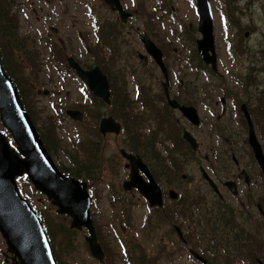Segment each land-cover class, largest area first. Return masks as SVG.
I'll return each instance as SVG.
<instances>
[{"label":"flooded vegetation","instance_id":"obj_1","mask_svg":"<svg viewBox=\"0 0 264 264\" xmlns=\"http://www.w3.org/2000/svg\"><path fill=\"white\" fill-rule=\"evenodd\" d=\"M73 1L80 5L76 13L82 11V14L90 19L91 33L80 31L81 36L79 37V40L87 46L89 53L92 54V50L89 47L92 43L88 44L87 41L91 36L90 40H95L96 45L101 43L116 47L117 50L114 55L118 57L123 45L119 43V37H117L116 33L119 30L123 31L124 28L121 25L122 23L124 25L126 24V27H128L127 21L128 19H132L134 15L125 3L128 0H120L122 7L132 14L126 21L121 19V13L117 9L112 8L106 0ZM168 1L169 0H160L159 9L163 10ZM189 1L192 8L198 14L199 35H197V27L189 25L191 30L187 32V34L189 33L191 38L195 41V46L192 45L191 47L192 52H194L191 56V61L186 62L192 70L203 73L206 77V80L203 82V89H199L198 84L192 83V79H184V77H179L175 74V69L169 62L164 61L168 73L166 76L160 65L156 61H153L154 65L157 66L160 71L158 79L159 89L155 88L157 79L156 74L143 73L140 75L137 90H135V94L132 98L141 105L142 109H146L147 112L158 111L165 119L169 117L175 122L176 119L178 121L180 119L178 116L175 117L174 115L180 114L182 118L186 120L187 124L183 127L182 137H180V130L178 128H173L170 132L175 138H152L149 141L154 143L165 139L168 144L174 145V139H176L179 143L185 144L186 150L191 157L200 153L204 146L205 153L203 154V158L200 157L198 161L203 182L200 181L202 186L195 187V189H199L200 192L190 194L189 192L191 190H189L186 185V183H190V177L184 175L183 178H180L177 174L169 172L168 167L165 165L166 163H162V157L138 153L132 148L127 149L128 152L126 153V157L121 154L126 162L123 164V172L125 173L123 181L121 183L120 181L118 182L120 189L119 193L122 192V190L132 193V196L137 199L136 203L131 201L127 205V208L131 207L130 210L139 207L141 202L148 206V211L141 217L142 224L144 225L157 222L160 226L164 224L166 226L170 220L172 221L170 224L173 225L175 229L177 224L174 222V219L181 217V221L178 223L180 225L178 226L182 229L185 240L177 233L179 237L178 241L169 238L168 244H166L164 239L166 238L165 234L164 238H161L163 241L159 246L161 249L153 250V254L159 253L166 247H173L179 251L178 255L183 256L185 252H188L189 256L191 255L197 263L204 264L198 257L191 254V250L195 249L201 257L207 259V264H219L210 259L211 253L205 250L206 248H199L200 244L195 241L196 238L186 237L183 224L185 225L187 221L189 224L191 223L190 218L185 217L181 212V208L185 205L188 208L189 204L187 201L190 199L192 201L191 209L194 215H197L196 210H200L201 207L204 206L203 199L207 200L208 192L216 195L220 202H217L219 206H213V208H221L223 211H226V213L232 212L238 215V208H245L248 212L249 206L253 205V202L250 201H232L231 206H222L227 203V201H230L228 193H231L233 197L237 199L241 197L245 200L252 198L254 191H252L251 188H255L257 183L255 177L257 175L256 172H258L259 175H264V171L255 157L249 139L250 123L254 126L256 133V115L258 113L264 115V41L257 44L254 38L256 34L263 32L260 27V19L264 21V17L253 15L255 12V0H221V4L210 0L213 15L216 60L212 63L211 61L203 59L198 50V40L202 38V34L199 30L198 4L196 0ZM97 2L100 3V9H98ZM69 11L70 10L65 6V0H0V61H2L6 72L17 83L19 91H21L19 84H22V79L14 76L12 70L13 65L10 61H37L42 58H47L53 61L51 69H56L57 74L66 75L71 72L77 74L76 68L72 65V62H74L85 71H91L95 67H100L102 72L106 75L110 86V102H106L98 96L89 94L87 105L79 104L66 110V113L68 110H80L82 112L83 119L80 120L78 124H75L77 127H82L80 129L82 138H76L78 140L80 139V143L74 144V149L79 152L83 151V153L86 154H84L83 157L74 158L73 167H68L66 163H59V167L64 173L65 171L72 173L67 175L87 183L88 190L92 194V203V199L95 198L94 191L97 186L96 173L101 163L100 152L103 143L100 145V141L103 140L104 142L108 139L107 136H109L104 135L100 130L102 119L104 117H112L115 122L120 123L122 128L125 129L127 125L132 127L136 121L130 118L128 110H126V106H124L120 98L123 93L120 89L123 87V83L121 84L117 77L113 79L107 69L97 64V60L105 61V59L97 57V54L91 55L86 53L91 57V60L94 61L93 64H89L88 61L77 58V54L75 53L76 44L73 45L74 41L72 37L62 36L63 27H65L66 23L69 21L68 19L72 18V14L69 13ZM219 11L224 13L223 23L228 26L229 35L227 38H224L223 35L219 36L217 32V23L220 21ZM103 12L108 14L104 24L102 23L101 17V13ZM113 18H115V21H113ZM33 20L38 23L37 26L33 25L35 23ZM23 22L25 23L24 25ZM74 24L75 22L73 25ZM31 28L33 30L32 33L44 32L41 41L28 30ZM140 30L141 29L137 27L136 32H140ZM144 32L146 31H143L142 34ZM91 34L94 37H92ZM219 37L224 41L225 53L227 54V58L223 62H220L222 53L218 45ZM72 45L74 53L71 51ZM139 54L140 53H138V57ZM211 54H213L212 50L209 51L207 57L210 58ZM164 55L165 53L163 51V56ZM57 56L60 57V60L55 58ZM194 56L199 62L200 69L193 65ZM148 58L151 57L139 58L142 60V69L144 70L148 67ZM111 61H115L114 57ZM195 77L196 81H198L199 75H195ZM150 78L153 79V82L152 84H147L146 81ZM23 92L24 91L20 93ZM44 93L53 95L56 92L45 90ZM170 100H176L179 105L193 107L198 115L199 123H195L192 119L184 116L179 107L171 105ZM97 104L100 106L99 109H93ZM201 107L206 110L207 117H202L200 115ZM26 108L28 109L27 105ZM31 114H33L32 109ZM150 119L152 118L149 115L143 116L140 123L137 124L140 125L142 122L149 121ZM154 121L161 122V119L158 117L157 120L155 118ZM130 122L132 124H130ZM204 124L208 127L203 128ZM175 129L179 130L177 134L174 133ZM185 132L192 135L196 148H193L192 143L184 137ZM201 133L202 140H200L198 136ZM85 134H88V136ZM256 136L260 141L257 133ZM136 144L139 146L140 141H137ZM260 144L262 145L261 141ZM262 148L264 151L263 145ZM128 154H133L135 158H140L142 160L143 167L138 165V175L141 180L146 182L150 181L148 172L152 175L160 188L162 205H151L149 199H147L138 187L125 189L124 183L130 180L132 173V163L128 158ZM228 158L231 160L229 161ZM182 161L185 167L192 165L191 163L188 164L190 159H182ZM168 164L171 167L174 166L171 161H168ZM146 168L148 171H146ZM101 171V174H103V170ZM76 173H81V175H76ZM223 174L226 175L223 176ZM110 190L112 193V199L110 200L112 205L115 200L124 199L123 195H115L112 185ZM195 201L198 203L197 208H194ZM256 204L261 216L256 217L254 214L251 220L243 212L242 219L244 220V224L238 222L235 227H231L225 230V232L234 234L237 231V234L239 233L244 240L249 234L254 233V230L256 232L258 231L260 235L264 237V225H260L264 224L262 223L264 222V200L262 199ZM114 209L116 208L114 207ZM250 212H252V210L249 211V215ZM56 213L60 216L63 215V217L66 216L72 221L69 215L60 214L58 211H56ZM116 214L120 216L118 210L113 216ZM115 218L117 217H113L111 221ZM119 219L123 229L127 228L125 224L131 225L127 216H125V218L120 216ZM47 220L50 225L55 226L49 214ZM92 220L95 228L96 241L101 247L105 258V251L96 228L97 222L93 219V216ZM257 221L259 222L258 224ZM228 223L234 225L235 220ZM69 229L70 234H63L64 237L68 239L58 238L59 234L55 236L52 234V237L50 236L54 252L57 251L58 255H61V251L64 252L66 250L65 247L62 248V244L75 239L79 230H86L87 235L85 239L92 257L101 264H107L106 259L102 261L94 256L90 242L93 235L89 228L83 226L81 228L69 227ZM193 234H197L195 225H191L188 228V236L190 237ZM244 242L245 241H243V243ZM157 247L158 246H156V248Z\"/></svg>","mask_w":264,"mask_h":264},{"label":"rangeland","instance_id":"obj_2","mask_svg":"<svg viewBox=\"0 0 264 264\" xmlns=\"http://www.w3.org/2000/svg\"><path fill=\"white\" fill-rule=\"evenodd\" d=\"M213 1L221 4V0ZM125 3L134 15L132 19H128V27H126V24L124 25L122 23L121 25L124 28L123 31L119 30L116 33L117 37H119V43L123 45L121 47L120 55L115 57L114 53L117 49L114 46H108L101 43L96 45L95 40H90L91 36L88 38L87 42L88 44L92 43V45H89L92 54H98V57L102 56L105 59L103 64L112 78L115 79L117 77L120 83H123V87L120 88L123 91L120 98L122 99L124 106H126L130 118L135 120L136 124L140 123L141 118L146 115H149L152 119L144 121L140 125H135L130 130L128 129V131L124 128L125 130L121 134H116L115 132H107L104 134L109 136H107L108 139L103 142L100 152L101 163L96 173L97 186L94 191L95 198L92 199L91 203L92 216L97 222L96 228L105 251L107 264H200L197 263L191 255L189 256L188 252H185L183 256L178 255L179 251L173 247H166L159 253L153 254V250L161 249L159 247L160 244L163 243L161 238H164L165 234L166 238L164 239L166 244H168L169 238L178 241L179 237L176 229L170 224L172 222L170 220L166 226L165 224L160 226L157 222L145 225L142 224L141 217L148 211V206L141 202L140 206L133 210H130L131 207L127 208V205L131 201L136 203L137 199L132 196V193L123 190L119 193L120 189L118 183L119 181L120 183L123 181L125 175L123 172V164L126 160L121 155V149L127 151V149L134 148L138 153L158 155L162 157V163H166L165 165L168 167L169 172L177 174L180 178H183L184 175L190 177V183H186L188 189L191 190L189 192L190 194L200 192V190L195 189V187L202 186L201 182H203L201 172L199 171L198 161L200 157L203 158V154L205 153L204 146L200 153L191 157L186 150L185 144L179 143L176 139H174V145L168 144L165 139L154 143L149 141L152 138H175L170 132L173 128H178L180 130V137H182L183 127L187 124L186 120H184L180 114L174 115L175 117L178 116L180 119L179 121L176 119L175 122L169 117L165 119L158 111L147 112L146 109H142L141 105L132 98L135 94V90H137L140 75L143 73L156 74L157 79L155 88L159 89L158 79L160 71L157 66L154 65V60L148 58V67L144 70L142 69V60L138 57V53L147 55L143 42L141 41V34L143 31H146L164 51L165 61L173 66L175 74L179 77H184V79H192V83L198 84V88L203 89V82L206 80V77L203 73H198L197 71L195 72L192 70L186 62L191 61V56L194 54L191 47L192 45L195 46V41L191 38L189 33L187 34V32H190L191 28L189 25H191L197 27V35H199L198 14L192 8L189 0H169L163 10L159 9L160 0H128ZM65 6L70 10L69 13L72 14V18L68 19L69 21L63 29L61 28L62 36L72 37V40L74 41L73 45L76 44L75 53L77 54V58H81L88 61L89 64H93L94 61H92L91 57L87 55L91 54L89 53L87 46L79 40V37L81 36L80 31L91 33L90 19L84 16L82 11L76 13L80 5L73 0H65ZM97 6L98 9H100L99 2H97ZM219 15L221 22L219 21L217 23V32L219 36L223 35L224 38H227L229 33L227 24L223 23L224 13L219 11ZM253 15L264 17V0H255V12ZM101 17L102 23L104 24L108 14L103 12L101 13ZM113 21H115V18H113ZM33 22H35V20H33ZM74 22L75 24L73 25ZM24 24L25 23L23 22V25ZM33 25L37 26L38 23L35 22ZM137 27L141 29L140 32H136ZM148 27L150 28L149 32L147 31ZM260 27L263 32L256 34L254 37L255 43L257 44L264 41L263 19H260ZM28 30L31 31V33L33 32L32 28ZM43 34L44 32L32 33V35L35 37L37 36L40 41ZM92 37L94 36L92 35ZM73 45L71 51L74 53ZM218 45L220 52L222 53L220 62H223L226 60L227 54L225 53L224 41L221 37L218 38ZM113 57L115 61H111ZM55 58L60 60L59 56ZM10 62L13 65L12 70L14 76L22 79V90L26 88L25 90L27 94L24 102L27 104L28 111L30 112L37 128L43 131L42 133L46 136H49L47 134V129L52 128L51 132H53L55 136L53 139L57 140V146L59 149V151L56 150L55 142L48 139V145L52 147L55 154L59 155L53 156L54 160L57 164L66 163L68 167H73V158L78 153V150L76 151L74 149V144L80 143V139L82 138L80 129L82 127L75 126L79 121L71 118L66 113V110L79 104L87 105L89 94L94 95V92L90 87L88 89L81 76L74 72L67 73L66 75L57 74L56 69H51L53 61H50L47 58H42L37 61ZM193 65L200 69L199 62L195 56ZM195 75H199L198 81H196ZM146 82L147 84H152L153 79L150 78ZM45 90L55 91L56 93L53 95H47L44 93ZM99 107V104H97L93 109L98 110ZM31 109L33 114H31ZM200 115L202 117H207L206 110L203 107L200 109ZM158 117L161 119V122L154 121L155 118L157 120ZM130 124L132 123L130 122ZM207 127L208 126H205L204 124L203 128ZM0 129L8 136L9 140L15 147V142H13L11 134L2 125L1 121ZM178 129H175V134L179 132ZM256 133L264 147L263 114L258 113L256 115ZM85 135L88 136V134ZM198 136L200 140L203 139L202 133ZM78 137H80L79 140L76 139ZM139 138L143 139V145L141 146H138V144L134 142V140H138ZM83 156L84 154L81 155V157ZM182 159H190L188 164L191 163L192 165L185 167ZM228 159L229 161L231 160L230 158ZM168 161H171L174 166L171 167L168 164ZM101 170H103V174H101ZM256 174V186L255 188H251L252 191H254L252 198L248 200L243 199V197L237 199L234 198L231 193H228L230 201H227L224 205L221 204L224 207H228L232 205V201L253 202V205L249 206V211L252 210V212H250L251 216L249 215V211L247 212L245 208H238L239 213H237L238 216L235 220V224L227 223L224 229H216L213 236L214 242L211 241L209 236L210 232H213L211 226L214 227L216 224L223 221V218L227 213L220 214L219 216L214 215L216 212L223 210L221 208H213V206H219L217 205L219 199L213 193L208 192L207 200L203 199L204 206L201 207L200 210H196L197 215H193V219L190 218L191 224H189L188 221L185 225L183 224L186 237L196 238L195 241L200 244L199 248H206L205 250L208 249L207 251L211 253L210 259L219 264H264V255L256 250V245L253 241L249 242L243 250H239L234 246L236 234L225 232V230L235 227L238 222L244 224V220L242 219L243 212L251 220L252 215L254 214L256 217L261 216L258 212L256 203L262 199L264 200V175H259L258 172H256ZM225 175L226 174H223V176ZM18 185L22 195L32 203L36 210L39 211L46 208L47 204L44 203V200L41 197L42 195L35 191V193H33L32 190L34 189H31L26 182V179L22 177L18 179ZM111 185L113 186L115 195L118 194L119 196H124L123 200L115 201L113 204L114 206L110 202L112 199V193L110 190ZM189 201L192 203L190 199ZM197 206L198 203L195 201L194 208H197ZM48 207H50L48 210L50 218L54 217L59 220L58 230L60 234L58 235V238L68 239L65 238L63 234H70L67 229L70 227L71 220L66 216L61 218V216L56 213L57 206L48 203ZM114 207L119 211L122 218L127 216L128 220L131 222V225L125 224L127 226L126 229H123L122 224H120V216L118 214L113 216L117 211ZM113 217L117 218L111 221ZM179 221H181V217L174 219V222L177 225H180L178 224ZM210 221L212 222V225H210ZM191 225L196 226L197 236L196 234H193L190 237L188 236V228ZM60 226L65 230H62ZM221 231H224L223 235L219 233ZM253 232L256 231L253 230ZM86 235V230H79L75 239L62 244V248L65 247L66 250L64 252L61 251L59 258L64 264H101L98 260L92 257L85 239ZM262 239L264 242V237H262ZM156 246L158 247L156 248ZM250 248L254 251L251 252ZM246 249L252 253L251 255L254 262H251L246 258L244 253ZM192 250L196 251L195 249ZM211 251L215 253H212ZM20 263V257L15 253L8 251L7 241L0 232V264Z\"/></svg>","mask_w":264,"mask_h":264},{"label":"water","instance_id":"obj_3","mask_svg":"<svg viewBox=\"0 0 264 264\" xmlns=\"http://www.w3.org/2000/svg\"><path fill=\"white\" fill-rule=\"evenodd\" d=\"M106 1L121 13L123 21L132 15L122 7L120 0ZM196 1L199 10V30L202 34V38L198 40V50L203 59L214 63L216 61L215 39L210 0ZM141 41L147 55L140 53L139 57L143 59L150 55L167 76L162 49L147 32L142 34ZM210 50L213 54L208 58ZM72 65L96 96L110 102V86L100 67L85 71L74 62ZM170 103L179 107L184 116L199 123L198 115L193 107L179 105L176 100H170ZM67 113L75 120L83 119L80 110H68ZM0 120L17 144L13 147L0 129V232L7 241L8 251L20 257V264H58L42 220L19 190L17 178L26 175L35 188L45 193L52 204L58 207V213L67 214L72 218L71 228L85 226L90 229L93 235L90 240L91 250L94 256L103 261L104 253L95 237L90 209L91 197L87 183L65 175L56 166L23 104L14 80L5 71L2 61H0ZM250 125V145L264 171V151L254 126L251 123ZM100 130L104 134L107 132L119 134L122 128L121 124L115 122L112 117H104ZM184 137L192 143L193 148H196L192 135L185 132ZM122 154L127 156L125 150H122ZM128 158L132 163V173L130 180L124 183L125 189L138 187L149 199L151 205H162L161 191L152 175L148 172L149 182L141 180L138 175L137 168L138 165L143 167L142 160L135 158L133 154H128ZM146 171H148L147 168ZM175 229L185 240L182 229L177 225ZM191 253L204 264L208 263L207 259L201 257L196 251L191 250Z\"/></svg>","mask_w":264,"mask_h":264},{"label":"trees","instance_id":"obj_4","mask_svg":"<svg viewBox=\"0 0 264 264\" xmlns=\"http://www.w3.org/2000/svg\"><path fill=\"white\" fill-rule=\"evenodd\" d=\"M149 27L147 28V31L149 32ZM151 31V30H150ZM152 32V31H151ZM97 57H98V54H97ZM102 59H104L102 56H100ZM103 62H105V61H101V60H97V64H99V65H101V66H103L105 69H106V67L104 66V64H103ZM17 84V83H16ZM18 84H19V82H18ZM19 88H20V92H22V91H24L23 93H22V95H23V98H24V100H25V98H26V94H27V92H26V90L24 89V90H22V86L19 84ZM25 94V95H24ZM27 105V104H26ZM135 125H138V124H136V122L133 124V126H135ZM133 126L131 127V126H126V129H127V131H128V129L130 130L131 128H133ZM51 129L52 128H48L47 130H48V132H47V134L50 136H46L44 133H42L43 131H41L40 130V133H41V136H42V139H43V141H44V143H45V145H46V147H47V149H48V151L51 153V154H55L54 152H53V150H52V147H50V145H48V139L51 141V140H53L54 142H55V145H56V150H58L59 151V149H58V146H57V140H54L53 138L55 137L54 136V134H53V132H51ZM130 135H131V132H130ZM97 139H101V138H97ZM90 141H92V140H90ZM137 141H140V144H139V146H141V145H143V139H141V138H139L138 140H134V142L135 143H137ZM103 143V140H101L100 141V145ZM100 145H99V147H100ZM77 151V150H76ZM80 155H82V154H86V153H83V151H77ZM76 154L75 156H74V158H76V157H81L79 154ZM73 158V159H74ZM65 173L66 174H72V173H68L67 171H65ZM76 175H81V173H76ZM26 182L28 183V184H30L29 183V180L26 178ZM187 203L189 204V207L187 208L186 207V205L185 206H183L182 208H181V212L184 214V216L185 217H189V218H191V219H193V215H194V213L192 212V209H191V202H189V201H187ZM128 207V206H127ZM50 209V207H48V209H45V210H43V212H42V217H43V219H44V222H45V226H46V228H47V231H48V233H49V235L52 237V234H53V236H55L56 234H60V232H59V230H58V228H59V220H57V219H55V218H50L52 221H53V223H55V226H52V225H50L49 223H48V220H47V217H48V210ZM223 213H226V212H224V211H219V212H216L214 215H220V214H223ZM237 216L238 215H236V214H233L232 212H229V213H227V215L223 218V221H221L220 223H218V224H216V225H219V226H211V230L213 231V232H210V234H209V236H210V238H211V241H213L214 242V231H216V229H224V227L226 226V224L228 223V222H230V221H232V220H236L237 219ZM61 218H63V216H61ZM167 222V221H166ZM210 223V225H212V222L210 221L209 222ZM259 222L257 221V224H258ZM263 223V222H262ZM65 225H67V224H65ZM260 225H264V224H260ZM54 228H55V230H57V231H55L54 230ZM60 228L62 229V230H65L63 227H61L60 226ZM67 231L68 232H70V229L68 228L67 229ZM71 232H73V231H71ZM221 235H223L224 234V231H221V232H219ZM234 234H236L235 235V240H234V246H236L239 250H243V248L245 247V246H247L248 244H249V242H254L255 243V245H256V250L260 253V254H263L264 255V242H263V239H262V236L260 235V233L257 231V232H254V233H251V234H249V236L246 238V239H244V243H243V239H242V236L240 235V234H237V231L234 233ZM196 236H197V234H196ZM215 245V244H214ZM208 250V249H207ZM250 251L251 252H253L254 250H252L251 248H250ZM250 251L248 250V249H246L245 250V255H246V258L247 259H249L251 262H254V259H253V257H252V253H250ZM212 253H215V252H213V251H211ZM55 253H56V256H57V258H58V261H59V264H63V261L59 258V255H58V253H57V251H55ZM170 253H172V252H170ZM172 254H174V253H172ZM211 258V257H210ZM60 259V260H59Z\"/></svg>","mask_w":264,"mask_h":264},{"label":"bare ground","instance_id":"obj_5","mask_svg":"<svg viewBox=\"0 0 264 264\" xmlns=\"http://www.w3.org/2000/svg\"><path fill=\"white\" fill-rule=\"evenodd\" d=\"M24 255V254H23Z\"/></svg>","mask_w":264,"mask_h":264}]
</instances>
